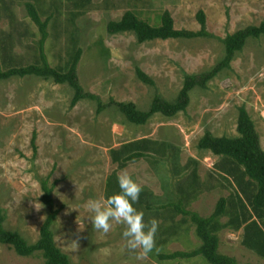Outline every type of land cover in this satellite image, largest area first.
Instances as JSON below:
<instances>
[{
	"label": "rangeland",
	"instance_id": "rangeland-1",
	"mask_svg": "<svg viewBox=\"0 0 264 264\" xmlns=\"http://www.w3.org/2000/svg\"><path fill=\"white\" fill-rule=\"evenodd\" d=\"M28 3L36 6L43 21L49 20L45 53L53 68L68 70L80 49L79 77L86 91L105 103L111 99L134 103L143 111L149 110L156 92L174 101L186 74L209 71L220 62L225 48L219 39L264 21V0H0L3 70L25 67L37 60L41 32L28 14ZM127 11L153 26H159L162 15L169 11L177 29L192 31L200 29L197 16L203 11L208 31L218 39L139 44L131 33L110 35L108 24L121 20ZM14 28L21 34L15 33L12 38ZM137 68L156 81V88L138 79ZM73 97L70 86L36 76L0 82V207L7 212L8 227L29 237L36 234V223L44 217V211L38 209L44 193L40 184L51 175V184L67 187L55 198V206L63 212L57 234L60 247L73 264H209L203 256L141 258L140 249L133 254L120 242L123 225L111 222L108 233L93 228L87 203L96 197L105 201L102 189L107 177L123 170L111 161L110 150L135 140H146L148 152L154 153L132 168L131 174L139 172L137 182L148 188L143 198L153 211L148 213L147 222L156 219L158 229L169 226L179 215L174 193L178 184L185 185L183 189L189 194H207L200 201L192 200L197 204L189 208L204 218L215 212L222 198L231 199L233 184L217 168L221 158L199 150L198 144L206 131L216 137H239V109L245 106L264 149V38L250 40L231 69L211 82L207 90L195 89L188 110L174 118L158 114L147 125L135 126L117 107L98 115L96 103L84 100L72 109ZM35 131L39 132L36 153L31 143ZM161 182L162 195H166L154 203L151 191L159 194ZM187 221L194 232L191 238L172 243L168 231V243L155 249L156 258L160 254L189 253L201 246L196 227L189 218ZM234 234L228 238L225 232L219 235L220 253L236 258L240 264H263V258L254 252L244 247L245 251L241 250L243 233ZM43 262L39 254L21 257L12 248L0 245V264Z\"/></svg>",
	"mask_w": 264,
	"mask_h": 264
},
{
	"label": "trees",
	"instance_id": "trees-1",
	"mask_svg": "<svg viewBox=\"0 0 264 264\" xmlns=\"http://www.w3.org/2000/svg\"><path fill=\"white\" fill-rule=\"evenodd\" d=\"M27 11L33 23L39 27L41 39L39 53L35 63L25 67H11L3 70L0 62V82L12 78H25L36 76L44 80H53L59 85H68L74 91L71 108H75L80 102L89 100L97 105V114L101 115L109 107H117L126 121L135 126H145L155 115L166 118H174L180 113H185L191 104V94L195 89L207 90L209 84L218 78L223 72L230 70L236 56L241 53L250 40L264 38V21L257 26H249L233 34H228L224 39H219L225 48L223 59L209 71L185 75L183 88L174 101L166 100L159 92H156L154 100L147 111L140 110L134 103H120L111 99L109 103L103 102L96 94L85 90L79 77V64L82 58V50H78L68 70L63 72L53 68L45 53V44L49 38V20L43 21L40 13L33 3L27 4ZM200 29L198 31L177 29L171 12L166 11L161 17V24L153 26L141 19L135 12L127 11L121 20L111 21L107 30L110 35L124 33L134 34L139 44H145L157 40H194V39H218L207 29V16L201 11L197 16ZM10 33L21 34L16 28ZM5 51V47H2ZM138 79L151 87L156 88V81L147 75L142 69H136ZM239 137H216L210 131H206L198 144L201 151L211 152L221 158L217 164L218 171L233 184L234 194L231 199L222 198L215 212L208 218L198 213L187 210L183 204L177 205V213L196 227V235L201 241V246L192 252H176L173 254H160L155 257V249L162 247L156 244L153 252L148 256L153 260L192 259L203 256L209 264H240L236 258L220 253L221 240L218 235L222 228H230L239 231L244 228L242 244L250 251L264 259V149L255 123L245 106L239 109L238 127ZM146 140H135L122 145L119 149H111L110 155L114 164L119 169H124L130 162L147 158L148 152ZM35 147V139L33 140ZM154 154V153H152ZM44 192L42 201L49 208L50 213L41 228L40 240L35 245H30L24 237L6 228V214L0 208V245L12 248L18 256L33 257L39 254L43 264H71L70 258L56 245L52 226L54 225L59 210L56 209L53 200V188L49 179L41 182ZM106 198L119 191L117 175L108 178L106 186ZM145 192L140 194L137 206H145L144 218L153 211L150 202L143 198ZM153 196V194H151ZM223 218H228L224 224ZM145 222L146 218H145ZM164 229V228H163ZM163 232L161 228L157 232ZM169 230L165 231L167 233ZM164 233V234H165ZM155 252V253H154ZM249 264V263H245Z\"/></svg>",
	"mask_w": 264,
	"mask_h": 264
},
{
	"label": "clouds",
	"instance_id": "clouds-1",
	"mask_svg": "<svg viewBox=\"0 0 264 264\" xmlns=\"http://www.w3.org/2000/svg\"><path fill=\"white\" fill-rule=\"evenodd\" d=\"M119 191L106 198L90 199L87 208L91 213L93 228L108 233L112 223L124 226L122 238L131 250L140 249L141 258L147 257L156 247V233L159 222L151 219L147 223L144 212L136 207L142 187L127 173L117 176Z\"/></svg>",
	"mask_w": 264,
	"mask_h": 264
},
{
	"label": "crops",
	"instance_id": "crops-1",
	"mask_svg": "<svg viewBox=\"0 0 264 264\" xmlns=\"http://www.w3.org/2000/svg\"><path fill=\"white\" fill-rule=\"evenodd\" d=\"M37 132L38 131H35L34 133H33V137H32V140H31V143H32V146H33V140L35 139V147H36V149H34V147H33V150H34V153H36V151H37ZM39 133V132H38ZM152 154V153H151ZM156 157V156H155ZM110 158H111V155H110ZM111 161H112V158H111ZM142 161H144V158H142V159H139V160H137V161H133V162H130L122 171H120V172H118V174H117V176L119 175V174H121V172L123 173V172H127V173H129L130 172V176L137 182V180H140V175H139V172H135V173H133V174H131V169L132 168H134V167H136V166H138ZM113 162V161H112ZM115 165H117L118 166V164H115ZM117 169H118V167H117ZM134 175H136V176H134ZM47 178H45V179H49V182H50V178H51V175H47L46 176ZM108 178H109V176L107 177V179H106V181H108ZM138 183V182H137ZM175 183V182H174ZM139 184V183H138ZM162 184H163V182H161L160 183V193L158 194V193H156V191H154L153 189H152V191H151V193L153 194V198H154V200H152L154 203H157V202H159L158 200H162V198L166 195V194H163L162 195ZM50 186L53 188V200H54V203H55V198L57 199V198H59V195H58V193H61V194H64L65 192H66V189H67V187H58V183L57 182H54V183H50ZM106 186H107V182H106V184H105V186L103 187V189H102V191H103V199L106 201V190H107V188H106ZM178 186V188L179 189H182V191H179V189H178V191L177 190H175V195L177 196V198H175V199H177V200H175V201H177L176 202V207H177V205H180V204H185V205H188L187 206V210H190L189 208H193V206L195 205V204H197V202H193L192 200H196V199H198V201H200L202 198H204L205 197V195H207V194H204V195H202V194H199L198 192H193V194H189L188 193V191H184V189H186V186L185 185H181V184H178L177 185ZM142 187V186H141ZM40 188H41V192H43V189H42V184H40ZM173 188L175 189L176 187L175 186H173ZM184 188V189H183ZM142 189H143V191L144 190H146V189H148V188H145V187H142ZM177 189V188H176ZM99 192V191H98ZM145 192V191H144ZM149 192V191H148ZM92 193L93 192H91V193H89L88 194V196H91L92 195ZM43 195H44V193H43ZM43 195H42V198H43ZM94 197H96V196H94ZM42 198H41V202H40V207H38V209L39 208H41L43 211H44V217H43V219H41L40 220V218L38 219V221H37V223L36 224H38L39 226H38V228H37V231H36V234L33 236V237H29V235L27 234V233H25L24 231H21V230H16V229H10L9 227H8V225H7V222H8V215H7V212L3 209V208H1V209H3L4 211H5V214H6V217H7V220H6V228L8 229V230H10V231H14V232H18V233H20L23 237H24V239L28 242V244H30V245H35V244H37L38 242H39V240H40V233H41V228H42V226H43V224L45 223V221H46V219H47V217H48V215H49V213H50V210H49V208L43 203V201H42ZM96 199H97V197H96ZM178 203V204H177ZM27 208H30V207H27ZM137 208L138 209H140V210H144L145 209V206H137ZM56 209H58L60 212H59V214H58V217H57V219H56V221H55V223H54V225L52 226V231H53V234H54V238H55V242H56V245L58 246V248L64 253V254H66L65 253V251L63 250V248H61L60 247V244H59V242H58V234H57V228H58V223H59V220H60V216L63 214V212H62V209L61 208H57L56 207ZM40 210V209H39ZM145 211V210H144ZM146 218V221H147V217H145ZM144 218V219H145ZM226 218H223V219H221L220 220V223L221 224H224L225 223V220ZM162 222V221H161ZM162 227L164 228V229H162V230H164L163 232H161L160 231V238H157V235H156V244H161V245H164V244H166V243H168V240H169V237H170V241H172V243L174 242V241H178V240H180V239H185L186 241L187 240H189L190 238H191V236H192V234H194V232H193V228L192 227H189V223H188V221L187 220H183V217L181 216V215H178V216H176V218H174L171 222H170V225L169 226H164V225H162ZM124 230V229H123ZM167 230H169V237H167L166 235H168V234H166L165 233V231H167ZM226 233V236H227V238L228 237H234L235 236V234L234 233H236V232H238L239 234H241V233H243V235H244V228L243 229H241V230H239V231H234V230H231L230 228H222L221 230H220V233H218V235H221V233ZM166 235H165V234ZM182 234H185L186 236H185V238H183V236H182ZM120 237V242H122L123 243V245H126L127 244V242L122 238V233H121V235L119 236ZM220 237V236H219ZM221 238L222 237H220V240H221ZM158 239V240H157ZM223 240H226L227 241V239L226 238H224ZM189 243V242H188ZM117 245V244H116ZM174 245V244H173ZM243 247L245 248V249H247L243 244H241V250L243 249ZM125 248V247H124ZM220 248H221V244H220ZM248 250V249H247ZM134 251V253L133 254H137V252L135 251V250H132V252ZM243 251H245L244 249H243ZM250 251V250H249ZM183 252V251H182ZM252 252V251H251ZM69 258H70V261H71V264H73V260H72V258L70 257V255H68V254H66ZM138 256H140V254H138ZM135 258H136V260H138V257L137 256H134ZM261 258V257H260ZM264 260V259H263ZM264 264V263H263Z\"/></svg>",
	"mask_w": 264,
	"mask_h": 264
}]
</instances>
